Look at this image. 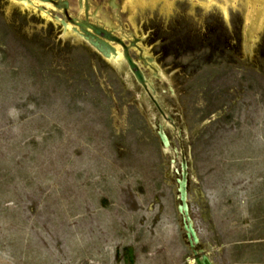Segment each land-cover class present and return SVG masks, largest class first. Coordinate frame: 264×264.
<instances>
[{
    "label": "rangeland",
    "instance_id": "374dc122",
    "mask_svg": "<svg viewBox=\"0 0 264 264\" xmlns=\"http://www.w3.org/2000/svg\"><path fill=\"white\" fill-rule=\"evenodd\" d=\"M137 2L126 18L181 112L199 247L264 264V0ZM46 19L0 0V264H191L179 156L112 63Z\"/></svg>",
    "mask_w": 264,
    "mask_h": 264
},
{
    "label": "water",
    "instance_id": "95a60500",
    "mask_svg": "<svg viewBox=\"0 0 264 264\" xmlns=\"http://www.w3.org/2000/svg\"><path fill=\"white\" fill-rule=\"evenodd\" d=\"M9 3H25L28 7H32L39 11H43L46 15H49V11L44 9L38 3L48 4L51 3L55 7L59 8L63 6V8L75 6V0H58L57 2L54 0H7ZM61 2V3H60ZM71 2V4H70ZM46 10V11H45ZM82 10V9H81ZM53 19L60 21L63 27V33L65 34L68 28L71 31L75 32L78 36H80L84 41H86L97 53H99L105 60L110 61L112 65L120 72L134 95L137 97L153 126L155 127V121L158 120L163 122L164 124H159L156 129V135L161 143V146L164 151H171L172 156L169 159V163L173 165L175 163V157L179 156L178 167H173V173L176 175L175 183H176V211L180 217L181 229L183 231L185 241L192 253V257L188 258L189 263L191 264H215L211 257L205 252L201 247H199V237L196 231V228L193 223V219L190 214L189 204H188V166L187 159L185 157L183 146L188 145L185 135V130L183 126L182 116L179 109V106L176 102L174 95L170 94L167 91V86H169V91L174 93L173 88L169 85L166 76L163 72L155 65L160 77L155 78L151 75L150 71L147 70L146 73L148 77L154 81V85L156 87L157 96L159 100L162 101L166 111L172 115V118L176 124V130L179 132V139L176 137L175 130L168 124V122L157 114V111L151 110V102L148 98L143 94L142 90L139 89L134 82L131 80L129 76L124 73V69L121 65H114L115 62H118L119 59H124L127 63L128 68L132 71L133 77L135 80L141 84L145 89L147 87L146 80L141 72L137 68V64L130 57L127 48H124L123 52H120L117 46L113 45L112 42L115 40L110 32L99 29L91 24L86 23H74V25L69 26L67 23H64L62 19L58 16H53ZM78 26V27H76ZM87 27L91 28L93 32H90ZM125 27H132L133 31L138 35L136 29L133 24L126 18ZM102 33V35H100ZM142 43V42H141ZM143 46V44H142ZM122 57V58H121ZM114 62V63H113ZM151 89L154 88L151 86ZM164 89L166 92L164 95L160 93V90ZM156 103V102H155ZM158 106V103H156ZM169 134V135H168ZM169 136V137H168ZM170 139V140H169ZM174 146V147H172ZM180 150L178 151L177 148Z\"/></svg>",
    "mask_w": 264,
    "mask_h": 264
},
{
    "label": "flooded vegetation",
    "instance_id": "af4514ba",
    "mask_svg": "<svg viewBox=\"0 0 264 264\" xmlns=\"http://www.w3.org/2000/svg\"><path fill=\"white\" fill-rule=\"evenodd\" d=\"M54 1L57 2L58 0H54ZM137 1L138 0H130L129 2L130 4L127 7H124L122 5V0H75L74 1L75 6L73 8L67 7L66 9L63 8V6L57 8L51 3L48 4L38 3L44 9L49 11L50 16L43 15L41 11L34 9L32 7H28V8L34 10V12L41 13L44 17H47L46 22L60 27V31L62 33H63L62 31L63 27L60 24L61 22L53 19V16L55 15L58 16L60 19H62L63 22L67 23L69 26L74 25V23H86V24H91L99 29L110 32L113 38L115 39L112 42V44L117 46L120 52H123L124 48H127L130 57L137 64V68L141 70V72L143 73L147 85L146 89L135 80L132 71L128 68L126 61L122 57H121L122 59H119L118 62L115 63L113 62L114 65H121L123 67L124 73L131 78L134 84L139 89L142 90L143 94L151 102V107H150L151 110L152 109L156 110L157 114H159L162 117V120L165 119L168 122V124L172 126V128L175 130L176 137L179 139V132L176 130V124L172 118V115L166 111L165 107H163L164 105L162 104V101L159 100V97L157 96V91L154 85V81L150 79V77H148V74L146 73V71L149 70L153 77L155 78L160 77V74L158 73L159 71L157 70L154 64L155 59L153 56L149 55L146 52L145 47L142 46L141 42L143 37L137 35L133 31L132 27H125L126 13L129 12L131 8L137 5L138 3ZM61 2L63 3V0H61ZM11 5L12 6L15 5L17 7L22 6L19 3H13ZM26 8L27 7H25V9ZM180 13L181 10L180 11L178 10L177 16H175V19H173L174 20L173 23H179V20L181 18ZM143 22L146 23V20H144ZM147 24L148 26L151 25V23H147ZM87 29L90 32H93L91 28L87 27ZM67 30L68 31L66 33H69V39H72L74 42L79 41L85 47L91 49L94 53H96L102 59H104L86 41H84L75 32L71 31L70 28H68ZM100 35H102V33H100ZM151 86L154 88V90L151 89ZM168 87L169 86H167V91L172 95L173 93L169 91ZM165 92L166 90L164 89L160 90V93L162 95H164ZM155 102L158 103V106L156 105ZM159 124H164V123L156 120L155 121L156 129ZM177 150L178 151L180 150V146Z\"/></svg>",
    "mask_w": 264,
    "mask_h": 264
},
{
    "label": "bare ground",
    "instance_id": "6f19581e",
    "mask_svg": "<svg viewBox=\"0 0 264 264\" xmlns=\"http://www.w3.org/2000/svg\"><path fill=\"white\" fill-rule=\"evenodd\" d=\"M21 5L23 6V7H28L25 3H21ZM46 11V10H45ZM43 15H46L45 13H44V10L41 12ZM46 16H50V15H46Z\"/></svg>",
    "mask_w": 264,
    "mask_h": 264
}]
</instances>
